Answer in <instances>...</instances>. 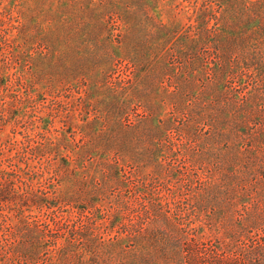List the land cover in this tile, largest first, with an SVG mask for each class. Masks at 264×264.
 <instances>
[{"label": "rangeland", "instance_id": "374dc122", "mask_svg": "<svg viewBox=\"0 0 264 264\" xmlns=\"http://www.w3.org/2000/svg\"><path fill=\"white\" fill-rule=\"evenodd\" d=\"M250 1L264 6V0H0V229L8 226L1 193L30 189L71 222L88 213L100 238L125 233L134 221L147 233L177 235L182 258L195 237L203 256L261 245L249 263H264V222L248 227L243 216L252 199L264 205V174L256 173L261 195L244 202L223 201L208 187L233 167L238 150L261 149L257 167H264V33L246 32L235 50L226 43L232 16ZM122 11H131L127 36ZM146 78L159 90L152 97ZM151 111L156 123L168 121L157 133L147 131ZM118 124L132 125L123 148L109 142L128 132L114 131ZM239 162L243 172L253 167ZM23 210L30 223L54 216L39 203ZM11 214L16 222L19 214ZM54 235L51 250L56 239L64 242Z\"/></svg>", "mask_w": 264, "mask_h": 264}, {"label": "trees", "instance_id": "16d2710c", "mask_svg": "<svg viewBox=\"0 0 264 264\" xmlns=\"http://www.w3.org/2000/svg\"><path fill=\"white\" fill-rule=\"evenodd\" d=\"M127 1L129 3L133 2V0ZM246 5L243 11L237 14L235 12L232 16L233 26L228 29L230 31H227L228 39L226 40L231 50L237 49L244 43L240 39L241 37L244 38L243 35L246 32L251 31L250 35L252 37L254 35L261 37L260 35L264 33L261 30V25L264 23V17L262 16L264 6L260 2L252 1ZM117 14L124 20L122 30L125 31V36H127L132 31V26L130 25L131 11H122ZM201 14L206 20V11H201ZM143 60L145 61V59ZM147 64L145 63V65ZM143 82L146 83V86L144 83L142 85L150 91L149 94L152 97V92L158 90L155 85L156 82H150L147 78ZM71 120L74 123L75 120ZM147 121H149L147 131L154 133L158 132L157 129L162 130L163 125L167 126L168 123L166 120H160L156 123L157 120L153 112ZM144 124H139L138 127L142 126L144 129ZM131 127L132 125L130 127H122L121 124L114 127V131L118 128H126L128 132L119 138L113 137L110 139L111 145L116 148L126 146L128 141L125 140L129 137L127 134L132 129ZM149 132L143 134L144 137H150ZM241 132L240 129L236 128V134H238L239 138L244 136V132H242L243 135L240 134ZM263 137L264 131L262 130V135H259V138ZM234 140H237L235 136ZM260 151L261 149L253 154L250 153V150L245 152L236 151L234 157H232L233 167L224 169L219 176L220 179L209 182L208 187L217 188L216 196L219 198L222 196L223 201L231 200L233 202L239 200L244 202L243 200L251 199L250 197L255 194L261 195L263 182L259 179L260 177H256L258 172L264 174V167L262 169L257 167L259 164H261V167L263 165V162H260ZM246 159L249 160L248 164L253 167H243L246 169L245 172L241 170L242 167H235L241 164L239 161H245ZM245 164L244 166H246ZM100 166L102 165L100 164ZM106 166L112 165L106 164ZM7 174L9 173L4 172V175ZM4 185L8 184L4 183ZM1 194H3V199L8 202L6 206L3 205L5 208L1 209V211L7 209L4 221H8V226L7 229H0V264H19L22 261L27 264H90L93 262L105 264L107 261L113 264H159L160 261H164V263L171 262L172 264H203L206 262H213L214 264H250L251 254L263 252L260 245V248L257 247L256 249L236 251L233 256L220 255L217 252L203 256L196 249L197 243L194 237L190 242L189 249L191 250L187 258H182V242L177 235L166 234L160 236L157 229L147 233L148 227L144 226L143 223L133 221L129 223L130 229L127 228L125 233L119 234L120 231H117L118 233L114 234L111 232L109 237L100 238V228L97 225V220L89 216L88 213L84 212V214L71 222L70 219H67V216L59 212V206L46 203L43 197L34 194L30 189H26L23 193L18 192V194L13 196ZM25 195L26 197L22 199V196ZM18 199L21 200L19 201ZM32 203H39L42 210L45 208L49 209L50 212L54 213V216L49 217V220H40V223L39 221L30 223L23 217V205H31ZM144 209L146 212L151 213V209L148 207H144ZM12 212L19 214L16 222H13L14 216L11 214ZM44 214L47 215V213ZM243 216L248 220V227L261 226L264 222V205L261 200L259 198L252 199V207L247 208ZM77 221H79L78 224L75 223ZM56 231H58L57 237L64 238V242L60 244L58 239H56L54 250H51L48 242L55 236ZM116 251L118 256L107 259L109 253H116ZM252 264L264 263L261 262V259H257Z\"/></svg>", "mask_w": 264, "mask_h": 264}]
</instances>
